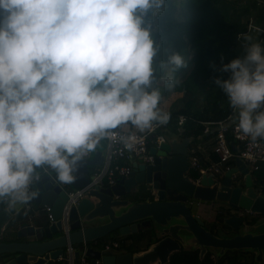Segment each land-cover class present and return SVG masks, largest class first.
<instances>
[{"label":"clouds","instance_id":"clouds-1","mask_svg":"<svg viewBox=\"0 0 264 264\" xmlns=\"http://www.w3.org/2000/svg\"><path fill=\"white\" fill-rule=\"evenodd\" d=\"M165 4L0 0V201L26 204L43 168L68 192L79 188L66 186L78 162L99 141L116 139L112 130L130 122L145 132L168 122L154 78L173 87L186 61L179 52L158 60L162 43L148 15ZM239 38L246 55L223 64L230 76L215 84L238 113L237 130L256 141L264 139V46ZM135 139L119 137L127 149ZM89 169L91 179L99 168Z\"/></svg>","mask_w":264,"mask_h":264},{"label":"water","instance_id":"water-1","mask_svg":"<svg viewBox=\"0 0 264 264\" xmlns=\"http://www.w3.org/2000/svg\"><path fill=\"white\" fill-rule=\"evenodd\" d=\"M191 138H164L151 144L148 152L153 155L152 161L134 159L127 176L110 185L87 189L70 205L65 220L61 213L68 191L49 174L32 182L29 191L34 195L26 204L10 206L7 200L5 205L0 202V264H46L59 256L65 259L64 264H69L67 246L84 242L90 260L101 258L104 264H169L170 254L181 248H199L200 258L208 249L220 256L227 250L242 248L252 252L257 264H262L264 187L255 186L249 168L240 157H235V164L220 179L207 172L193 178L189 174L187 148ZM230 144L234 149V142ZM89 163L86 157L78 162L73 172L76 186L89 182ZM233 173L243 175V185L233 183ZM131 193L137 198L142 193L143 199L133 200ZM204 200L222 201L232 212L220 217L224 226L217 232L206 228L188 205ZM34 202L51 205L53 219L40 227L31 226V232L25 231V223L16 230V237L33 234V239L4 240L2 229L7 219ZM238 209L243 211L234 213ZM244 212L263 218H257L247 227ZM145 229L156 239L143 249H133V239L129 240L130 248L123 251L88 244L111 232L126 236ZM80 250L79 246L73 250L75 264L79 262Z\"/></svg>","mask_w":264,"mask_h":264},{"label":"trees","instance_id":"trees-1","mask_svg":"<svg viewBox=\"0 0 264 264\" xmlns=\"http://www.w3.org/2000/svg\"><path fill=\"white\" fill-rule=\"evenodd\" d=\"M252 8L251 0H166L165 6L158 15L153 16L151 13L148 15V20L153 17L158 19L159 30L153 33L154 39L162 43L158 60H167L171 53L179 52L186 61L175 74L176 83L173 88L181 90L182 96L179 108L171 112V115L177 116L182 113L188 116L182 125L183 136H192L187 147L188 151L197 147L195 143L198 140H207L214 135V131H203V121L211 123L224 119L231 113L232 107L228 98L215 84V78H229L230 73L222 72L220 69L223 64L239 58L235 46L239 34L247 28L253 13ZM186 67H189L188 73L182 79H178V75ZM210 125L215 126L214 123ZM226 136L229 142H234V151H237V142L231 133L227 132ZM234 159L235 157L232 158L231 163ZM89 160L90 173L96 168V161L92 158ZM203 168L202 163L199 167H190L189 174L193 178H198ZM251 175L255 186L264 187V162L260 163L258 169L252 170ZM132 199L139 200L137 197ZM211 207L212 202L209 200L197 204V209H200L199 217L204 221V226L216 232L213 226L222 224L220 217L230 212L218 213L215 221L211 223L213 225H209L205 220ZM245 215L252 216L249 213ZM255 219L256 216L253 215L250 220ZM129 240H131L130 235L122 236L115 231L89 241L88 244L103 249L106 243L117 241L118 250L123 251L130 248ZM64 260V258L49 259L46 264H64ZM254 263L257 264L253 253L242 248L227 250L220 256H216L214 250L208 249L202 258L199 256V248L192 250L181 248L173 251L169 258V264Z\"/></svg>","mask_w":264,"mask_h":264},{"label":"built area","instance_id":"built-area-1","mask_svg":"<svg viewBox=\"0 0 264 264\" xmlns=\"http://www.w3.org/2000/svg\"><path fill=\"white\" fill-rule=\"evenodd\" d=\"M251 27H256L264 31V28L254 25L251 19H249L246 29ZM233 111L234 110L231 109V113L226 118L211 122L215 124V129L213 130L215 140L213 151L216 153L217 157L215 160L210 161V163L205 168H203V172H209L216 179L222 177L224 172L234 165L231 163V160L234 157H240L249 168L250 172L252 170L258 169L260 163L264 162V139L252 141L249 136H245L242 132L237 130V122H228V119L230 118ZM176 118L177 124L183 125L188 119V116L186 114L179 113ZM203 123V131H210L209 126L211 123L208 121H203ZM159 125V123L154 122L152 130L145 132H140L138 129L123 127L112 130V133L115 135L116 139L107 137L103 139L106 145L104 165L93 172L90 181L86 185L79 188H74L68 192V199L62 208V218H67L70 205L76 203V201L87 189L94 185H110L115 183L119 177L127 176L130 173L132 161L134 159L140 158V160L152 161L153 155L148 152L149 146L155 142L164 140L165 138L162 134L156 135L155 138L150 137V134H152ZM227 132H230L233 139L237 142V151H234V149L231 147V142H229L226 136ZM121 136H134L136 138L131 149L125 148L123 143L120 142L119 137ZM121 159H125L126 162H122ZM188 166L189 168L200 166L196 148H190L188 151ZM42 171L46 174L51 173L50 168H43ZM40 175L41 173L36 171L34 173L35 179L33 181L39 179ZM235 176L236 173H233L232 177ZM44 209L46 211L47 217L52 220V206L45 204ZM117 246L118 242L112 241L110 243H106L103 249H112L113 247ZM66 249L69 254V264H74L73 246L68 245ZM85 251L86 247L81 248L78 264H104L101 258H95L94 261H91L90 257L87 256ZM61 258L62 256L58 257V259Z\"/></svg>","mask_w":264,"mask_h":264},{"label":"crops","instance_id":"crops-1","mask_svg":"<svg viewBox=\"0 0 264 264\" xmlns=\"http://www.w3.org/2000/svg\"><path fill=\"white\" fill-rule=\"evenodd\" d=\"M253 4V13L250 17L252 23L256 26H259L261 28H264V0H251ZM152 22L154 31H158V19L156 17H153L149 19ZM240 35H247L251 38V42L253 43H258L262 46H264V31L261 29H258L256 27H251L249 29H246L243 33H240ZM161 39V38H160ZM238 41L242 43V46H245V42L240 40L238 37ZM236 50V48H235ZM236 54L238 55L239 58H242L244 55L238 53L236 51ZM189 71V67H186L180 74L178 75V79H182ZM167 74V73H165ZM162 78L159 75L157 78H154V85L153 87H156L159 89L161 93V100L160 104L158 105L159 109L163 112H166L169 114V120L166 124H160L156 130L150 134L151 138H155L156 135L162 134L164 135L165 138H176V139H181L183 136V128L182 125L177 124V118L176 116H172L171 112H174L176 109L179 108L180 106V97L182 96V91L175 89L173 87H169L168 85L164 84L161 82ZM228 122L238 123V113L237 112H232L230 118L228 119ZM120 127L123 128H130V129H137L135 128L130 122L126 125H122ZM210 131H213L215 129V126H209ZM200 136V135H199ZM213 143H214V135H212L209 139L199 141L196 144V152L199 157V162L200 164L204 166V168L210 163V161L216 159V153L213 151ZM88 158L94 159L96 161V167L101 168L104 163H105V143L104 140L99 141L97 144L96 150L91 152V155L88 156ZM140 160V158H137ZM122 162H126L125 159H121ZM233 164H235V159L233 161ZM203 171V170H202ZM209 173V172H208ZM75 185L73 182L70 184H67V187H72ZM136 194L131 193L130 197L131 198H136ZM142 193H138L137 199L142 200ZM3 205H5L6 199L0 201ZM212 202V207L210 211L207 214V218L205 220V223L209 225L212 222L215 221L216 215L218 213H223L224 211H229V207L226 205V203L218 200H211ZM20 205V204H18ZM188 205L192 209L193 213L199 215L200 209H197V205H194V202H189ZM43 211V212H42ZM242 211L235 210L234 213H241ZM232 213V212H231ZM50 219L47 217L46 211L44 209V204L42 203H31L29 205H26L25 207H22L18 212L12 214L7 221L4 223L3 226V232H4V240H12V239H33L35 238L33 234L31 235H25V237H16V230L20 225L25 223L26 227V232H31L33 230V227H40L46 223H48ZM215 227V231L217 232L218 229L222 228V224H217ZM149 229L141 230L138 231L137 233L133 234V240H134V246L132 247L133 249H143L147 247V244L151 241L155 240V235L152 234ZM58 233H62V231H58ZM86 242L82 244H78L73 246L75 247L79 246L81 248L87 247ZM118 247H114L113 250L115 251H120L118 250Z\"/></svg>","mask_w":264,"mask_h":264},{"label":"rangeland","instance_id":"rangeland-1","mask_svg":"<svg viewBox=\"0 0 264 264\" xmlns=\"http://www.w3.org/2000/svg\"><path fill=\"white\" fill-rule=\"evenodd\" d=\"M241 40V39H240ZM235 48H236V51L238 52V53H240L241 52V54H243L244 56L246 55V50H245V46H242V43L241 42H237L236 43V46H235ZM233 179H234V181H233V183H240V185H243V179H244V177H243V175L240 173H236V176L235 177H233ZM241 181V182H240ZM240 211H243V210H241V209H239ZM43 212V211H42ZM133 234H135V233H133ZM133 234H128V235H130V237H131V239L133 238ZM76 244H74V246H75Z\"/></svg>","mask_w":264,"mask_h":264},{"label":"flooded vegetation","instance_id":"flooded-vegetation-1","mask_svg":"<svg viewBox=\"0 0 264 264\" xmlns=\"http://www.w3.org/2000/svg\"><path fill=\"white\" fill-rule=\"evenodd\" d=\"M245 214H246V212H244L243 215H244V217H245V223L247 224V227L250 226V225H252V224L257 220V218H263L261 215H254V216H256V219H255L254 221H252V220H250V219L252 218L253 215L250 214V215H252V216H247V217H246ZM224 229H228V228H225V227H224ZM262 263H263V262H262Z\"/></svg>","mask_w":264,"mask_h":264}]
</instances>
